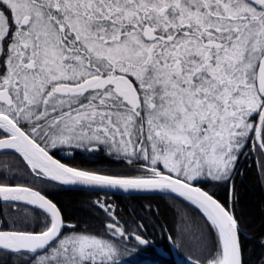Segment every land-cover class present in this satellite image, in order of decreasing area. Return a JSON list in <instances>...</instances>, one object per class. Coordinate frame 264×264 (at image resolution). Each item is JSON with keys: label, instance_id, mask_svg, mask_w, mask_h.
Returning <instances> with one entry per match:
<instances>
[{"label": "snow or ice", "instance_id": "6c2138e0", "mask_svg": "<svg viewBox=\"0 0 264 264\" xmlns=\"http://www.w3.org/2000/svg\"><path fill=\"white\" fill-rule=\"evenodd\" d=\"M242 158L264 174V0H0V264L167 255L107 200L99 228L68 221L47 187L167 197L198 217L167 236L183 264H250Z\"/></svg>", "mask_w": 264, "mask_h": 264}, {"label": "trees", "instance_id": "16d2710c", "mask_svg": "<svg viewBox=\"0 0 264 264\" xmlns=\"http://www.w3.org/2000/svg\"><path fill=\"white\" fill-rule=\"evenodd\" d=\"M65 162L90 170L111 172L124 170L121 165L108 157H100L98 160L91 162L82 156H78L71 162L67 158ZM243 171L245 172L243 183L241 184V181L238 180L237 184L242 194L243 221L247 225L246 235L248 239L245 243L248 250V259L250 264H261L260 258L264 256V249L259 247L258 240L259 237L264 235V181H262L264 175L258 171L251 160H246L243 163ZM45 190L51 194L50 198L61 206L68 221L76 223L80 227L92 229L101 226L103 214L93 211L89 205L98 198L107 200L116 207L122 221H127L129 225H132L133 221L145 224L144 234L154 245L167 252H170V243L167 236H177L179 222L177 208L185 213L187 219L191 217L194 224L198 218L194 211L167 197L144 199L142 197L105 196L104 194L82 190H65L51 187H47ZM149 208L151 211H148ZM189 222L191 221L189 220ZM176 249L182 260L183 256L180 255L179 248ZM145 255H151V250ZM152 259L159 261L161 264H176L173 257L162 259L161 257L152 256Z\"/></svg>", "mask_w": 264, "mask_h": 264}, {"label": "water", "instance_id": "95a60500", "mask_svg": "<svg viewBox=\"0 0 264 264\" xmlns=\"http://www.w3.org/2000/svg\"><path fill=\"white\" fill-rule=\"evenodd\" d=\"M69 159V157H63V159ZM62 189H65V188H62ZM65 190H69V189H65ZM73 190H80V189H73ZM82 191H87V192H90L88 190H82ZM100 194H104V193H100ZM105 195V194H104ZM108 195H111V196H122V197H142L143 194H133V195H129L127 193H124L122 191H117V190H112ZM154 245V244H153ZM154 247L156 248H159L158 246L154 245ZM174 258L176 264H183V262L181 261L178 253H177V250L176 248H173L171 245H170V252H167V255L164 256V258L166 259H170V258ZM156 264H159L158 262Z\"/></svg>", "mask_w": 264, "mask_h": 264}, {"label": "rangeland", "instance_id": "374dc122", "mask_svg": "<svg viewBox=\"0 0 264 264\" xmlns=\"http://www.w3.org/2000/svg\"><path fill=\"white\" fill-rule=\"evenodd\" d=\"M245 161L246 160L242 158V160H241L242 166H243V163ZM123 171H125V169L124 170H116L115 172H123ZM262 181H264V178L262 179ZM177 210L179 212V219H178L179 222H178V227H177V235H178V233L180 232L181 229L185 228L189 224L191 225V230L192 231H195V224L193 223V221L190 220L191 222H189V220L187 219V216L185 215V213H183L182 211H180L178 208H177ZM179 251L181 252L180 255L183 256V259L182 260H184V257L186 255V253L184 252V250L182 248H179Z\"/></svg>", "mask_w": 264, "mask_h": 264}, {"label": "flooded vegetation", "instance_id": "af4514ba", "mask_svg": "<svg viewBox=\"0 0 264 264\" xmlns=\"http://www.w3.org/2000/svg\"><path fill=\"white\" fill-rule=\"evenodd\" d=\"M83 158H85V159H87V160H89V161H95V160H98L100 157H93V158H89L88 156H82ZM103 157H106V156H103ZM97 158V159H96ZM68 161L69 162H71V161H73L72 159H68ZM241 167H242V169H243V166H242V162H241Z\"/></svg>", "mask_w": 264, "mask_h": 264}]
</instances>
